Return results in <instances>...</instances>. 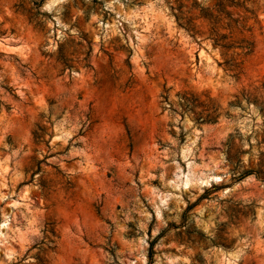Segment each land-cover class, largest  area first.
I'll return each instance as SVG.
<instances>
[{
	"label": "rangeland",
	"instance_id": "374dc122",
	"mask_svg": "<svg viewBox=\"0 0 264 264\" xmlns=\"http://www.w3.org/2000/svg\"><path fill=\"white\" fill-rule=\"evenodd\" d=\"M0 264H264V0H0Z\"/></svg>",
	"mask_w": 264,
	"mask_h": 264
},
{
	"label": "trees",
	"instance_id": "16d2710c",
	"mask_svg": "<svg viewBox=\"0 0 264 264\" xmlns=\"http://www.w3.org/2000/svg\"><path fill=\"white\" fill-rule=\"evenodd\" d=\"M245 174L249 175V174H252V173H250V172H246Z\"/></svg>",
	"mask_w": 264,
	"mask_h": 264
},
{
	"label": "bare ground",
	"instance_id": "6f19581e",
	"mask_svg": "<svg viewBox=\"0 0 264 264\" xmlns=\"http://www.w3.org/2000/svg\"><path fill=\"white\" fill-rule=\"evenodd\" d=\"M215 180H219V178H215Z\"/></svg>",
	"mask_w": 264,
	"mask_h": 264
}]
</instances>
